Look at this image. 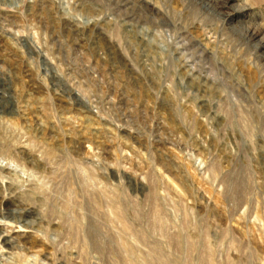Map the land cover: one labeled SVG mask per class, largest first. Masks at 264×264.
Wrapping results in <instances>:
<instances>
[{
	"label": "rangeland",
	"instance_id": "rangeland-1",
	"mask_svg": "<svg viewBox=\"0 0 264 264\" xmlns=\"http://www.w3.org/2000/svg\"><path fill=\"white\" fill-rule=\"evenodd\" d=\"M224 2L0 0V264H264V0Z\"/></svg>",
	"mask_w": 264,
	"mask_h": 264
},
{
	"label": "bare ground",
	"instance_id": "bare-ground-1",
	"mask_svg": "<svg viewBox=\"0 0 264 264\" xmlns=\"http://www.w3.org/2000/svg\"><path fill=\"white\" fill-rule=\"evenodd\" d=\"M230 0H226V2H224V5L228 4ZM248 11V8H244V7H240V6H232V11L231 12H228L226 13L225 12V15H224V19L226 18H233L235 16V14H239V13H246ZM261 47L264 48V42H261V40L259 41Z\"/></svg>",
	"mask_w": 264,
	"mask_h": 264
}]
</instances>
